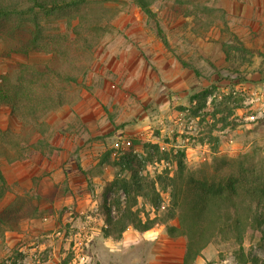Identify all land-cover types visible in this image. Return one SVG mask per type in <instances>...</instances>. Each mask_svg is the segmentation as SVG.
Wrapping results in <instances>:
<instances>
[{
	"label": "rangeland",
	"instance_id": "1",
	"mask_svg": "<svg viewBox=\"0 0 264 264\" xmlns=\"http://www.w3.org/2000/svg\"><path fill=\"white\" fill-rule=\"evenodd\" d=\"M79 8L101 17L106 32L75 53L86 72L65 86L74 103L42 120L33 141L43 146L28 145L23 159L14 147L10 161L0 155L7 184L0 264L179 263L187 240L167 230L179 228L177 219L143 234L130 227L115 241L104 236L107 211L115 220L124 213L120 182L133 181L124 168L130 160L137 178L155 180L166 169L173 176L183 153L184 175L202 181L223 160L253 154L247 180H264V0H154L153 18L132 0H87ZM74 16L53 15L43 25L73 42ZM14 21L0 24V82H18L22 65L52 62L49 53L13 52L30 35L15 38ZM0 129H24L7 105ZM154 145L172 155L171 164L153 159ZM169 192H161L159 212L142 198L134 210L144 221L164 215ZM195 264H264V221L241 245L216 237Z\"/></svg>",
	"mask_w": 264,
	"mask_h": 264
},
{
	"label": "trees",
	"instance_id": "2",
	"mask_svg": "<svg viewBox=\"0 0 264 264\" xmlns=\"http://www.w3.org/2000/svg\"><path fill=\"white\" fill-rule=\"evenodd\" d=\"M86 1L0 0V24L15 20L10 30L15 38H21L27 32L30 34L26 41L13 43V52L52 54V62L44 66L22 65L18 82H0V108L3 105L9 106L24 128L18 134L0 129V141L8 146H0V155L7 153L9 161L12 157L9 147L17 148L20 159L25 157L29 146L42 147L41 141H33L34 136L42 132L41 128L45 126L42 120L50 112L74 103L65 86L76 84L80 74H84L87 69L79 64L75 53L91 50L96 43L92 41L106 32V27L101 26V17H88V14L79 11V7ZM132 1L149 18L155 17L151 9L154 0ZM72 12L76 13L74 18L80 20L73 28L75 41L71 42L62 34L46 32L44 18ZM148 146L150 145L146 144ZM152 147L153 159H157L158 163H172L169 162L172 156L169 152L161 150L157 145ZM178 155L180 157L175 158H178V171L170 176L166 169L155 180L137 178L134 162L130 160L125 163V171L131 172L133 178L131 182L124 179L120 182L127 195L126 207L117 220L112 218L110 210L107 211L104 236L120 241L130 227L143 234L159 224L168 225V221L177 219L179 228L167 226V230L173 239L185 237L187 240L182 264H195L216 237L235 238L241 245L248 232L258 229L264 221V180H247L252 172L251 167L256 164L253 154L243 155L239 160H223L222 168L214 167L210 178L202 181L184 175L185 155ZM78 168L82 169L80 163ZM224 168L227 169L226 173ZM168 188L170 207L164 215L144 221L140 216L141 211L134 210L138 205V198L150 203L159 212L162 206L161 192ZM6 191L7 184L0 170V203ZM107 209L106 205L105 210Z\"/></svg>",
	"mask_w": 264,
	"mask_h": 264
},
{
	"label": "crops",
	"instance_id": "3",
	"mask_svg": "<svg viewBox=\"0 0 264 264\" xmlns=\"http://www.w3.org/2000/svg\"><path fill=\"white\" fill-rule=\"evenodd\" d=\"M146 239H148V240H146V242H147L146 244H149V245L153 244L156 241V238H146ZM182 253L183 254L181 255L179 263H176V264H182L183 263V257H184L185 251H182Z\"/></svg>",
	"mask_w": 264,
	"mask_h": 264
}]
</instances>
